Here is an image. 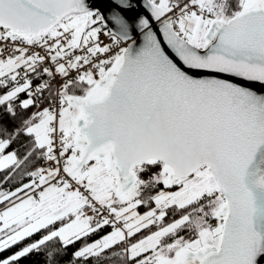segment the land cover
Masks as SVG:
<instances>
[{
    "label": "snow or ice",
    "instance_id": "snow-or-ice-1",
    "mask_svg": "<svg viewBox=\"0 0 264 264\" xmlns=\"http://www.w3.org/2000/svg\"><path fill=\"white\" fill-rule=\"evenodd\" d=\"M103 7L0 0V264H264V0Z\"/></svg>",
    "mask_w": 264,
    "mask_h": 264
},
{
    "label": "trees",
    "instance_id": "trees-1",
    "mask_svg": "<svg viewBox=\"0 0 264 264\" xmlns=\"http://www.w3.org/2000/svg\"><path fill=\"white\" fill-rule=\"evenodd\" d=\"M35 82H37V81H35ZM17 123H18V121H17ZM17 147H18V145H13V149H15V148H17ZM22 151H23V149H21V152H22ZM41 163H43V162H41ZM24 182H28V178H27V177L24 178ZM15 186H16L15 184L8 185L7 188H8V189H13V190H14ZM145 210H146L145 207H140V208L138 209V211H139L140 213H141V212H144ZM144 231H147V230H144ZM106 232H107V229L105 230V233H97V234H95V235H93V236L88 237L87 240H88V242H93V241H95L96 239H99L100 236H101L102 234H106ZM184 234H185V233H181V235H184ZM138 235H139V234H138ZM34 238H35V237H33V239H34ZM79 246H80V243L78 242V244L76 245V248H78ZM15 250H16V248L14 247V248L12 249V251L14 252ZM73 251H74V249H73L72 247H70V248L68 249V253H67L66 256H65L66 264H67L68 260H70ZM44 259H45V257H44L43 255H32V256H30L29 258L24 259V260L22 261V264H44Z\"/></svg>",
    "mask_w": 264,
    "mask_h": 264
},
{
    "label": "water",
    "instance_id": "water-1",
    "mask_svg": "<svg viewBox=\"0 0 264 264\" xmlns=\"http://www.w3.org/2000/svg\"><path fill=\"white\" fill-rule=\"evenodd\" d=\"M143 0H141V4H142ZM95 3L97 5H101L102 7V14L107 15V8L103 7V0H95Z\"/></svg>",
    "mask_w": 264,
    "mask_h": 264
},
{
    "label": "built area",
    "instance_id": "built-area-1",
    "mask_svg": "<svg viewBox=\"0 0 264 264\" xmlns=\"http://www.w3.org/2000/svg\"><path fill=\"white\" fill-rule=\"evenodd\" d=\"M101 39L104 41V43H108L109 42V38L106 36H102ZM40 81H37L35 83H39Z\"/></svg>",
    "mask_w": 264,
    "mask_h": 264
},
{
    "label": "rangeland",
    "instance_id": "rangeland-1",
    "mask_svg": "<svg viewBox=\"0 0 264 264\" xmlns=\"http://www.w3.org/2000/svg\"><path fill=\"white\" fill-rule=\"evenodd\" d=\"M146 210H147V209H146ZM146 210H145V211H146ZM145 211H144V212H145ZM144 212H141V214H143ZM212 223H215V221H213Z\"/></svg>",
    "mask_w": 264,
    "mask_h": 264
}]
</instances>
